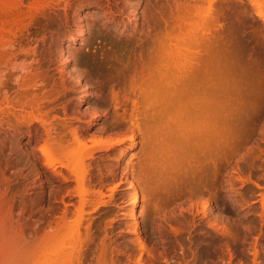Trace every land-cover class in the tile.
I'll return each instance as SVG.
<instances>
[{
  "label": "rangeland",
  "instance_id": "374dc122",
  "mask_svg": "<svg viewBox=\"0 0 264 264\" xmlns=\"http://www.w3.org/2000/svg\"><path fill=\"white\" fill-rule=\"evenodd\" d=\"M51 2L2 0L1 43L10 39V43L21 40L26 47L30 44L28 48L34 51L24 54L28 57L21 53L17 59L29 58L34 65L33 72L32 68L29 71L36 75V81L45 77L41 81L46 80L50 89L59 88L62 93V100L59 97L49 105L56 111L46 118L48 122L54 117L60 121L66 117L80 138L86 140L87 147L95 141L117 144L109 150L99 149L93 166L86 162L88 178L79 191L75 182L62 185L61 178L52 183L39 182L37 168L45 171L37 163L43 142L36 141V132L31 138L27 127L18 125L16 120L1 122L0 264H39V246L51 236L47 240L51 241L49 248L62 253H56L58 260L63 253L80 257H75L71 264H264V21L255 14V3L67 0L68 7L56 9ZM106 3L112 5L114 15ZM174 3L184 8L182 12H189L195 3L203 10V14L199 11L201 21L189 31L196 35L203 32L201 35L206 33L210 38L204 40L210 44L209 52L207 45L198 50L206 52L213 63V98L208 104L197 103L196 109L204 113L194 117L187 113L186 107L190 105L185 102L179 103L181 108L177 112L172 103L163 104L166 107L160 109L161 125H153L155 130L149 133L142 113L121 119L115 111L122 113L127 109L130 113L136 99L134 92L139 89L141 77L137 78L140 71L135 52L142 30L148 25L144 22L150 24L154 17V23L164 28L162 21L175 17L170 12V7L175 10L171 6ZM40 5L44 7L39 8ZM150 26L154 28V24ZM83 30L86 38L75 41ZM67 56L74 61L75 73L65 67ZM221 66L226 68L224 80ZM3 81L15 105L18 85L11 79ZM84 83L89 85L92 96L87 104H81L86 94ZM12 103L8 106H14ZM19 104L9 107L19 111ZM96 119L101 123L99 129L93 128ZM136 126L141 130L138 133ZM34 127L42 134L38 123ZM133 136L138 148L121 157L132 144ZM130 182H134L141 199L143 220L138 228L133 225ZM92 192H101L109 204L94 211L90 204L95 195ZM83 196L89 202L81 211L78 208L81 209ZM65 210L68 217L70 214V223L59 229L55 226ZM50 223L53 230L48 228ZM48 230L57 236L44 235Z\"/></svg>",
  "mask_w": 264,
  "mask_h": 264
},
{
  "label": "bare ground",
  "instance_id": "6f19581e",
  "mask_svg": "<svg viewBox=\"0 0 264 264\" xmlns=\"http://www.w3.org/2000/svg\"><path fill=\"white\" fill-rule=\"evenodd\" d=\"M0 1H1L0 3H2V0H0ZM52 1H53V3L50 0L52 7L56 8V9L57 8L58 9H60V8L65 9L66 7L69 6L65 2L67 0H59V1H57V3L55 0H52ZM109 2H111V1H109ZM250 2H252L253 4L255 3V5L257 7V8H255L256 9L255 14L257 15V17L259 19L264 21V0H260V3H259V1H256V0H250ZM102 3L99 2L98 4H102ZM144 3H146V2H144ZM176 3L171 5V6H175V10L173 7H170V5H169V7L172 8V11L170 9L171 14L174 15L175 17L177 16V18H179V20L176 19L175 17H170L171 19L175 18V19H172L173 21L171 19L167 20V21L163 20L162 22L164 23L163 24L164 28H161L159 25L154 23L155 22V21H153V20H155L154 17H153V19L151 18V22L149 20L150 24L151 23L154 24V28H152L150 26L148 21L147 22L143 21L144 23H146V25L147 24L148 25L146 26L147 29L144 27L145 25L143 26L144 29L142 28L143 29L142 31L144 33L142 34V37L140 36L139 40L137 39L138 40L137 41L138 46H136L135 56H136V65L139 67L138 69L140 71L139 72L140 75L137 78L141 77L140 80L138 79L141 83L138 84L140 86H139V89L136 91V93L134 92V98H136V99H135V101H132V103H133L132 107L133 108H132L131 112L132 111L133 112L129 113L130 110L128 111L127 109H124V110L121 109V110H123L122 113H120L119 111H115V116L117 115L119 117V115H120L121 119L122 118L126 119V117H128L129 115H130L129 117L134 116V118H135V115L137 116L139 113H142L147 120L146 124L148 123L147 128H148L149 133L150 132L152 133V131L154 132L155 129L153 128V125H155L157 127L159 125H161V124L158 125V122H160L159 121L161 118L160 114L162 113L163 107L165 106L163 104L172 103L176 109V110L174 109V111L177 112L178 109L181 108V105L179 103L185 102L186 104L190 105V108L186 107L188 109L187 113L189 111L191 117L192 116L194 117L196 115L204 113V112L198 111L196 109L197 103L205 102L208 104V102L211 100V97L213 95V92H212V90H213L212 86L213 85L212 84H213V80H215L214 77H216V76H214L215 74L213 73L214 67H212L213 63H212L211 57L208 54L205 55V53L208 50H210V48H209L210 46H208L210 44L207 45L205 43L206 41L204 42V40H207V39L209 41L210 38L208 37V34L206 35V33H204V35H201L203 33V32H201L199 35H196L195 32L193 33L191 31H189V28H191L192 26L194 27L196 25L197 21H201V20H198L199 14H200L199 11L203 14V10L201 7L199 8L198 3H195V5L194 4L192 5V7L190 4V7L192 8V10L190 7H189L190 10H189V8L187 6V8H188L187 10H189V12H186V11L182 12V9L184 10V8H181L180 5H179L180 8H178L177 7L178 5H175ZM43 5H45V4H43ZM43 5H40L39 8H43L44 7ZM106 5H107V7H109L111 14L114 15L112 13L113 12L112 5H110V3H106ZM145 5H147V4H145ZM102 7H104V6H102ZM39 8L37 10H39ZM145 8H146V6H145ZM159 9H160V5H159ZM163 9H164V7H163ZM185 9H186V7H185ZM64 11L66 12L67 10H64ZM174 11H175V13L177 12L178 14L177 13H176L177 15L173 14L172 12H174ZM193 11H194V14H192ZM121 12H122V10H121ZM121 12H119V15ZM181 12L183 13V16H182ZM184 12L186 15H184ZM62 13H64V12H62ZM204 13H206V12H204ZM208 14H209V12H208ZM17 15H19V14H17ZM159 15H161V14H159ZM10 16H11V14H10ZM58 16H60V15H58ZM144 16L146 17V15H144ZM201 16H200V18H201ZM23 17H24V15H23ZM204 17H210V16L204 15ZM11 18H10V20H11ZM158 18H157L156 22H158ZM203 19L205 20V18H203ZM206 19L209 20V18H206ZM175 20H178V22H179V23L176 22L177 25L174 22ZM160 21L161 20H159V22ZM88 25H87V27H88ZM91 27H93V26H91ZM8 29H10V28H8ZM194 29L195 28H192V31ZM5 31H3V32H5ZM86 36H87V33L85 30H83L81 32V34H79L78 38L75 41H83L86 38ZM9 40L10 39H8V41ZM8 41H5L6 43H4V41H3V43H1V40H0V66L1 67L3 66L2 68H4V70L0 68V124L3 121L11 122L13 120H16L17 121L16 123H18V125L21 124V126L23 125V126L27 127L31 138H32V136L36 135L34 132L37 133L36 141L39 140L38 142H40V140H41L43 142V145H41L42 147L39 150L40 154L38 155L37 163L42 165V168L43 167L45 168L44 169L45 171H43L44 172L43 173L42 171L38 170L39 168L36 167L37 171H39L38 172L39 182L42 183L45 181L47 183H50V182L52 183L55 181H59L61 178L62 181L61 180L60 181L62 182V185L64 183L68 184V183L75 182L77 184L76 186L78 187V188L76 187L75 189H79V191H80L81 189L84 188V185L86 184L85 181L88 178L87 172L85 171V168H84V165L86 164V162L89 161L91 163L90 165L93 166L96 162V156H97V152L99 149L109 150V149H112L114 146H116L117 143H114L113 141H108V140L105 142L95 141V142H93L92 147H87V144H85L86 140L83 141L82 138H80L79 132L77 131V129L72 128L73 126H71L69 120L66 119V117H65L66 115L64 116L65 118H63V119L60 118L61 121L57 120L59 118L56 119V117H54L53 121L48 122L49 120H47L46 118H48L52 112L56 111L55 107L50 109L49 105L51 103H55L56 101L60 100V98L62 97V93L60 91H58L59 88H58V90L55 87H52L50 89V87L47 85L48 83L46 84V82H47L46 80L41 81L45 77L42 78L39 82L36 81V78H37L36 75H33L29 71V69L32 68V72H33V69H34V67H33L34 65L32 66L33 62H31L29 58H25L26 59L25 61L24 60L20 61V60H18L19 58L17 59V57H19V54L21 55V53L24 56V54L30 55V53H31L30 51H32V52L34 51L33 48H32V50H30L31 47L28 48L30 46V44L28 45V47H26L25 46L26 44L24 45V42L21 40L20 41L22 43H20V41L18 43V42H16V39H15V42L17 44L14 43V41H13V43H10L11 41H9L10 44L9 43L7 44ZM208 41H207V43H209ZM202 43H203V45H202ZM206 45L208 46L209 49H207L205 53H201L200 52L201 50L199 51L198 49H201V46L204 47ZM28 50H29V54H28ZM17 51H20V53ZM34 54H35V52H34ZM201 54L202 55L204 54L203 55L204 58ZM26 57H28V56H26ZM32 57H35V55ZM33 59H35V58H33ZM35 60L37 61V59H35ZM35 60H33V61H35ZM18 61L21 62V65H19L20 63ZM23 62L25 63V65L22 64ZM26 62H28L29 64H27ZM73 62L74 61L72 60V58L70 56L65 57V67L70 72H74L75 66H74ZM223 67H226V66L224 65ZM223 67H222V69H223ZM225 69L226 68H224L222 70L223 73H220L223 78H221V76L219 77L223 80L225 79V75H224L225 71H226ZM134 70H135V68H134ZM75 71H76V69H75ZM77 74H79V73H77ZM79 78L80 77L77 76L78 80H79ZM4 79L14 80V82L16 83V86L18 85L17 86L18 89H16L17 92H15L17 94H15L16 96H14V98H17L18 100L16 101L17 103L16 102H14V103L19 104V102H20V104H19L20 109H18L19 111L14 110L15 108L11 109L9 107L11 105L8 106V104H10L12 102L10 101L11 99L8 95L9 93L7 91V83H5V81H3ZM136 81L137 80H135V82ZM50 83H51V81H50ZM55 83H56V81H55ZM55 83H53V84H55ZM85 83L83 86V91H86V94H85V96L82 97L81 104H84V103L87 104L88 100H90L92 98V96L89 92V89L87 87L89 85H86ZM47 86L50 89L49 91L47 90V88H48ZM59 86H61V85H59ZM62 87H64V86L62 85ZM61 91H64V90H61ZM61 100H62V98H61ZM121 103L123 104V101ZM16 104L15 105L13 104L14 106H11V107H15V106L17 107ZM3 106H5L6 108H3ZM46 107L49 108V110L47 112H46V110H47ZM45 108H46V110H45ZM125 108H127V107H125ZM160 109H162V111ZM43 110H45V112H43ZM200 116H202V115H200ZM131 118H133V117H131ZM145 118H144V120H145ZM119 121H121V120H119ZM13 122L15 123V121H13ZM36 123H38L40 125V128L42 129V134H39V132H38L39 129L36 130V128L34 127V125ZM100 127H101V123H100V121H98L96 119L94 121L93 128L99 129ZM136 128L138 129V131H137V133H138L140 128H139V126H136ZM131 141H132V144H130L126 148V150H124L121 153V157H126L127 155L133 153L138 148L136 136H133L131 138ZM154 150H155V148H154ZM151 158L152 157H150V159ZM59 169H62V171H59ZM63 169H64V171L67 170L69 172L67 173V171H66V173H65V172H63ZM146 173H148V172H146ZM61 187L63 188V186H61ZM129 188L132 192L131 211H132V216H133V225L135 228H138V226L141 225V222L143 220V214H142V210H141V199H140L139 193L137 191V188H136L134 182H130ZM50 190H52V189H50ZM76 191L77 190H75V192ZM73 192L74 191L72 190L71 192H67V194L73 193ZM92 193H95V192H92ZM81 194L83 195L84 193L83 192L79 193V195H80L79 197L82 196ZM50 195L52 196V193ZM69 196H70V194H69ZM85 197L83 198V200L81 199L82 197L79 198L80 201L82 200L81 202L79 201L82 205H79V206H81V209L80 208H78V209L81 211H83V207H85L86 203L89 202V201L85 202L86 201ZM91 197H92V199L90 201V204H92V206H94V208H95V210L93 209L94 211H99L101 208H104L107 206V204H109L108 202H106L104 200L105 196L103 197V194L101 192L100 193L96 192L95 195L93 194ZM71 205L75 206L74 203H72ZM77 212H78V210H77ZM68 218H70V214L68 217V212L65 210V214L63 215V218H61L62 221L59 218L60 222H58V225H56L55 227L59 226V229H60V228H63L62 226L66 225V224L68 225V223H70L68 221ZM55 224H57V223H55ZM52 225L53 224H51V223H50V225L48 224V228H51V229L54 228V227H52ZM70 226H71V224H70ZM66 228H64L62 230H65ZM50 232L51 231L48 230V233H46L44 235L48 234V236L49 235L51 236V235H53V233H56V232L58 233V230L56 232H54V231H52L51 233ZM59 232H60V230H59ZM57 233H56V235L54 234L53 237L57 236ZM49 238L52 239V236ZM49 238H47L43 241H45V243L47 244L48 243L47 240ZM50 242L51 241L49 240V243ZM49 243L46 245V244L41 242L42 245L40 244V246H39V248L41 247V249H39L40 254H38V256L40 255L39 256L40 259H38L39 264H56L57 262L61 261L64 258L65 259L61 261L62 262L61 264H68V263L71 264L74 261L73 259H75V257H78V256H75L76 255L75 253L74 254L72 253L71 255L69 254V256L67 255V253H66V256L63 253V256H65V257L61 258V257H63V256H61L58 260L57 254L60 255L62 253L53 252V250L51 251V248H49V247H51V246H49L50 245ZM43 244L46 245V247ZM49 251H51V252H49ZM72 252H74V251H72ZM77 254H78V252H77ZM55 255H56V257H55ZM73 255H74V258H72ZM55 258L58 261L54 260ZM79 258L80 257H78V260H79Z\"/></svg>",
  "mask_w": 264,
  "mask_h": 264
}]
</instances>
